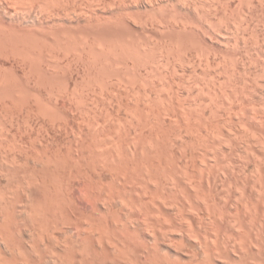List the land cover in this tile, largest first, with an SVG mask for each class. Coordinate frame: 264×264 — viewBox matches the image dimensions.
I'll list each match as a JSON object with an SVG mask.
<instances>
[{
    "label": "bare ground",
    "instance_id": "bare-ground-1",
    "mask_svg": "<svg viewBox=\"0 0 264 264\" xmlns=\"http://www.w3.org/2000/svg\"><path fill=\"white\" fill-rule=\"evenodd\" d=\"M126 1L0 0V141L7 144L0 143V164L9 172L29 166L26 180L13 172L22 182L16 186L0 167L6 173L0 176L11 182L0 177L2 183L14 184L0 182V264H264V63H253L254 52L252 63L249 54L238 62V50L224 43L226 34L220 39L226 50L205 48L190 56L178 50L176 59L174 46L167 50L160 41L165 54L160 49L156 56L159 49L136 44L144 37L136 43L109 39L105 29L129 21L125 12L113 13L114 6L127 8ZM226 1L222 7L231 10ZM251 1L243 2L252 8ZM176 15L162 19L170 23ZM118 50L130 60L143 59L146 74L133 71L129 80V66H136L131 63L124 72L129 81L108 79L106 62ZM70 54L77 61L87 57L95 69L92 78L81 76V84L75 79L74 87L57 73L58 60ZM10 59L28 68L33 85L27 74L21 83L13 61L11 69L5 66Z\"/></svg>",
    "mask_w": 264,
    "mask_h": 264
},
{
    "label": "rangeland",
    "instance_id": "rangeland-1",
    "mask_svg": "<svg viewBox=\"0 0 264 264\" xmlns=\"http://www.w3.org/2000/svg\"><path fill=\"white\" fill-rule=\"evenodd\" d=\"M141 1H143V2L139 3L140 0H137V1H136V0H127V1L125 2L126 5H124L125 7H127V5H128V7L125 8L126 11H124L125 9H122V8L119 9L117 6H114V8H115L116 11L113 12V11H112V9L114 10L113 6H112V8H110L109 13H110V12L117 13V11L120 10V11H122V12H125V14H126L127 17H128L127 19H129V21H130V20H131V21L129 22L128 20H126V22H125V24H124V27H123V25H122V26L119 27V28L117 27V28H110V29L107 28V29H105L104 32L107 34V36H109V35L111 34V35L108 37L109 39L116 40L117 38H119V39L126 38L125 40L128 41L129 38H130L131 40L135 41V43H136V42H138V40H142V38L144 37V38L147 39L146 42H145L144 39H143L142 42H141V44H140L139 42L136 43L137 45L139 44V48H141V50H143V49H144V50H147V49H148V50H154V51H155V50H158V49H159V50H160V49H161V50L164 49V52H163V50H162V53L165 54V48L169 45L168 47H170V48H171L172 46H174L175 48H177V51H178V50H179L180 52H181V51H184V53H185V54L187 53L188 56H190L189 54H191V53H192V54L195 53L194 51L201 50V49H205V48H207V50L205 49L206 51H208V49H209L210 51H211V49H213V50H219L220 48H221L220 50H224V49L226 50V48H224V47L233 44V45H231L230 47L228 46L229 49H228V47H227V49H228V50H236V49L238 50V51H237V54H235L236 57L238 56V57L241 58V59H240V58L237 57V60L239 59L238 62L241 61V63H243V62L245 63V61H248V60H246V58H244V57H248V54H249V53H253V52H254L253 55H252V54H249L250 59H249V57L247 58V59H249V62L252 63L253 60H255V58L257 59L256 61L259 62V61H260L259 58H260V59L263 58L262 61H260L259 63H256V61L253 62V63H255V64L263 65L262 63H264V62H263V60H264V57H263L264 54H263V53H264V52H263L262 50H264V3L261 2L263 6L261 5L262 8L259 9V8L261 7L260 4L257 3L259 7H258L257 4H256V2H257L258 0H254V1H253V4H255V5L252 6V8H251L250 5H247L248 2H247V4L244 3V2H243L244 0H242V1L240 0L241 3L243 2L242 4H241L240 2H237V3H236L237 0H236V1H235V0H231V1L227 0L228 2H227V1H226V2L228 3L229 7L231 6L230 9H231L232 11H235V13H234V12L232 13V15H234V17H233V18H230V17H227V16L230 15V16L232 17V15L229 14V13L231 12V10H229V9H228L227 7H225V6L222 7V2H224V0H222V2H221L220 0H219L220 2L218 1L219 4H221V6H220V5L217 6L218 3H217V1H216V3H215V2H214L215 0H213V1H210V0H209V2H211L212 5H213V3L216 4V5L213 6V7H214V10H210V9H209V8H212V6H211V4L208 2V0H206V1L209 3V5H210L211 7H210L209 5H207V4H208L207 2L204 3L203 0H202V1L199 0V1H200L202 4H205V5H204L205 7H203L201 3H200L201 5H200L199 2H198L199 5L196 4V1H195V0H193V2H191L192 0H191V1H190V0H184V1L186 2V4L188 3L187 5H186L185 3H183L184 1H181V0H177L178 3H177V1H175V0H173V2H172L171 0H167V1H164V0H152L153 2H152V1H149V3H151V4H152V3H157V6H156V4H153L154 6H151V4L148 3V0H146L147 2H145V0H141ZM155 1H156V2H155ZM158 1H159V2H158ZM169 1H170V2H169ZM179 1H180V3H179ZM197 1H198V0H197ZM204 1H205V0H204ZM247 1H248V0H247ZM249 1H251V0H249ZM128 2H130V3H128ZM144 2H145V3H144ZM162 2H164V3H162ZM190 2H191V3H190ZM229 2H230L231 5L229 4ZM245 2H246V1H245ZM254 2H255V3H254ZM259 2H260V1H259ZM263 2H264V0H263ZM134 3L137 4L138 7H137V5H135ZM166 3H167V4H166ZM181 3H182V4H181ZM192 3H193V4H192ZM129 4H130V5H129ZM133 4H134V6H133ZM141 4H142L143 6H142ZM148 4H149L150 6H149ZM159 4H160V5H159ZM172 4H173V5H172ZM174 4H175V5H174ZM179 4H180V5H179ZM190 4L193 5L196 9L194 10V7L191 6ZM194 4H196L197 6H195ZM249 4H250V3H249ZM251 4H252V1H251ZM253 4H252V5H253ZM139 5H141V6H139ZM161 5H162V6H161ZM170 5H171L172 7H171ZM183 5H184L185 7H183ZM188 5H189V6H188ZM223 5H227V4L224 3ZM164 6H165V7H164ZM199 6H200V7H199ZM201 6H202V7H201ZM207 6H208V7H207ZM215 6H217L218 9H217ZM248 6H250V9H251V10H252V9H253V10L250 11V9H249ZM256 6L258 7V9L256 8ZM122 7H123V6H122ZM136 7H137V9H136ZM145 7H146V8H145ZM150 7H151V8H150ZM161 7H164V9L161 8ZM167 7H168V9H169V8H170V9L168 10ZM174 7H175V8H174ZM189 7H190V8H189ZM206 7H207V9L209 10V12H211V11H212V12L214 11V12H213V13H210V14L208 15L209 12H208L206 9L203 10V8H206ZM221 7H222V11H223V12L220 11V10H221ZM224 7L227 8L229 11H227V9L225 10ZM233 7H234L235 10L232 9ZM254 7H255V8H254ZM123 8H124V7H123ZM144 8H145V9H144ZM147 8H149V10H148ZM172 8H173L174 10H173ZM180 8H181V9H180ZM187 8H188V9H187ZM191 8H192V9H191ZM200 8H201V9H200ZM223 8H224V10H223ZM131 9H132V10H131ZM161 9H162V10H161ZM179 9H180V10H179ZM212 9H213V8H212ZM127 10H128L129 12H128ZM136 10H137V11H136ZM152 10H153L154 12H153ZM156 10H157L158 12H156ZM160 10H161V11H160ZM165 10H166V11H165ZM171 10H172V11H171ZM175 10H176V11H175ZM190 10H191V11H190ZM193 10H194L195 12H192ZM196 10H197L198 13L196 12ZM199 10H200V11H199ZM201 10H202V11H201ZM247 10H249V12H247ZM255 10H256V11H255ZM141 11H142V12H141ZM149 11H150V12H149ZM169 11H170V12H169ZM206 11H207V12H206ZM224 11H225V13H226V15H227L226 17H224V19L227 20V23H226V20L223 19V16H222V15H221L222 17L220 16V14H223ZM226 11H227L228 13H227ZM132 12H133V15H134V16H135V15L138 16V19H137V17L135 16V19H136V20H139L138 22H137L136 20H135L134 22H132V20L134 19V17H130V16H132ZM148 12L150 13L149 16H147V15H148ZM160 12H161V13H160ZM163 12H165L166 14L161 15ZM167 12H168V13H167ZM171 12H172V14H170ZM174 12L177 14V15L175 16V17L177 18V20H176L175 17L172 16V17H173V20L178 21V22L181 21V22H179V23H180V24H179L180 26L175 25V22H174L172 19H171L172 22H170L171 24L174 22V24H172V26L169 25V24H170L169 22L166 23V22H164L165 20L162 19V16H164V17H163L164 19H166V18H167V19H168V18H171V17H169V16L173 15ZM178 12H180V13H179V16L181 17L182 20H180V18H178V17H179V16H178ZM186 12H187V13H186ZM188 12H189V13H188ZM201 12H202V15H201ZM204 12H205V13H204ZM215 12H216L217 14H216ZM218 12H220V13H218ZM245 12H246L247 14H249V15H247ZM250 12L255 13L256 15H255V14H254V15L252 14V15H253V16H252L253 18H251V17H250V15H251ZM256 12H257V13H256ZM140 13H141V14H140ZM152 13H153L154 15H153ZM191 13H193V14H191ZM195 13H196V14H195ZM199 13H200V14H199ZM214 13H215V16H216V17L214 16ZM225 13H224V15H225ZM239 13H240V14H239ZM242 13L244 14V16H243ZM138 14H139V15H138ZM145 14H146V15H145ZM151 14H152V16H151ZM169 14H170V15H169ZM183 14H184V15H183ZM198 14H199V16H198ZM204 14H205V16L208 17V18L204 17ZM211 14L214 16L213 18H212V16H211ZM228 14H229V15H228ZM245 14H246L247 16H246ZM129 15H130V16H129ZM155 15H156V17L160 18V20L162 19L163 22H162V21H158L159 19L155 18V17H154ZM167 15H168V16H167ZM181 15H182V16H181ZM192 15H193V16H192ZM196 15H197V16H196ZM200 15H201V16H200ZM218 15H219V16H218ZM236 15H237V16H236ZM160 16H161V17H160ZM188 16H189V17H188ZM209 16H211V18H209ZM238 16H239V17H238ZM240 16L243 17L244 20H242ZM140 17H141V18H140ZM149 17H152V18H149ZM196 17H197V18H196ZM203 17L206 18V21L208 20V21H211V22H208V21H207V24L204 23V22H206V21H204L205 19H204ZM144 18H145V19H144ZM148 18H149V19H148ZM183 18H184L185 20H184ZM186 18H187V19H186ZM202 18H203V19H202ZM220 18H221V19H220ZM227 18H230V19H231V20H229V21H232V20L235 21V22H233V21H232V22H229L230 24H231V23H235V24H231V27H230V24H228V19H227ZM236 18H237V20H236ZM146 19H147V20H146ZM150 19H151L152 21H154V22H152ZM167 19H166V21H170L169 19H168V20H167ZM178 19H179V20H178ZM191 19H192V20H191ZM197 19H199V20H197ZM212 19H213L214 21H213ZM149 20H150V22H149ZM186 20H187L189 23H190V22L192 23V21H194V22H193V25H191V23H190V25H189V23H188ZM196 20H197L198 22H197ZM200 20H201V21H200ZM220 20H222V21H220ZM147 21H148L149 24L147 23ZM156 21H158V22H156ZM237 21H238V22H237ZM139 22H140V23H139ZM143 22L146 23V24H144ZM159 22H160V24H159ZM161 22H162V23H161ZM178 22H177L176 24H178ZM201 22H202V24H201ZM212 22H215V23H213V24H214V26H216V27H214V26L212 27V26H211V25H213ZM217 22H218V23H217ZM221 22H222L223 24H225V25L222 24V25H220L221 27H220L219 25L217 26V24H219V23H221ZM240 22H242V24H240ZM246 22H247V24H246ZM127 23H128V24H127ZM130 23H133V24H135V23L137 24V23H138V24H137L138 27H137L136 24L133 25V24H130ZM151 23H152V24H151ZM163 23H165L166 25L163 24ZM168 23H169V24H168ZM181 23H182V24H181ZM236 23H237V24H236ZM248 23L250 24V26L248 25ZM147 24H148V25H147ZM158 24H159V25H158ZM167 24L169 25V28L172 27V29L170 28V31L172 30V32H170V31L168 30L169 28H168V25H167ZM184 24L187 26V29H185V30L183 31L182 29L185 27V26H183ZM208 24H211V25L209 26ZM227 24L229 25L230 29H229L228 32L225 33V31H222V29L226 30L225 28H226V26H228ZM245 24H246V25H245ZM130 25H132V27H130ZM142 25H143V26H142ZM146 25H147L148 27L150 26L152 29H151V28L148 29ZM155 25H157V26H155ZM160 25H161V26H160ZM162 25H163V26H162ZM233 25H238V26H237V28H233ZM128 26H129V27H128ZM141 26H142V29H141ZM165 26H167V27H166V30H165V28L162 29V28L165 27ZM173 26H175V27L173 28ZM222 26H223V28H222ZM248 26H249V27H248ZM122 27H123V28H122ZM139 27H140V28H139ZM143 27H145L144 30H143ZM154 27H155V28H154ZM156 27H157V30H158V27H159V29H160V27H161V29L158 31L159 33L156 31ZM218 27H220V28H222V29H220V28H218ZM120 28H121V29H120ZM153 28L155 29V31H156L157 33H155V31L153 30ZM167 28H168V29H167ZM178 28H179V30H178ZM181 28H182V29H181ZM197 28H199V29H197ZM206 28H207V30H205ZM209 28H210V29H209ZM211 28H212V29L215 28L216 31L212 30ZM232 28H233V29H232ZM119 29H120V30H119ZM125 29H126L127 31H126ZM129 29H130V30H129ZM146 29H148V30L151 29V31H148V30L146 31ZM174 29H175V30H174ZM196 29H197V30H196ZM208 29H209V30H208ZM218 29H219V31L221 30V31L223 32V35L221 34V33H222L221 31H220L221 33L218 31ZM231 29H232V30H235V31H236V29H237V31H238V32H236L237 34L234 33V31H232ZM110 30H111V31H110ZM118 30H119V31H118ZM123 30H124V31H123ZM135 30H136V32H135ZM164 30H165V31H164ZM173 30H174V31H173ZM176 30H177L178 32H180V30H181V32H183V33H181V32H180V33H177ZM187 30H188V32H187ZM189 30H191V33H189V32H190ZM200 30H201V31H200ZM203 30H204V31H203ZM227 30H228V27H227ZM109 31H110V34H109ZM122 31H123V33H122ZM131 31H132V32H131ZM161 31H163V32H161ZM185 31L187 32L186 34H188V33H189V34H188L187 36L184 37V36H182V34H183V35H186V34H184ZM192 31H193V32H192ZM230 31H232L233 34H232V32H230ZM116 32H117V33H116ZM118 32H119V33H118ZM134 32H135V33H134ZM200 32H201V33H200ZM217 32H219L221 36H219V34H217ZM113 33H114V34H113ZM124 33H125L126 35H128V37H127ZM128 33H129L130 35H129ZM145 33L148 34L149 36L147 37ZM170 33H171V35H170ZM173 33H174V34H173ZM175 33H177V35H176ZM192 33H193L194 36L192 35ZM203 33H204V34H203ZM211 33H212V34H211ZM228 33H229V34H228ZM230 33L232 34V36H233L234 34H236V35H237V38H239V39L236 41V38H234L235 40H233V37L230 35ZM106 34H105V35H106ZM117 34H118V35H117ZM119 34H120V35H119ZM123 34L125 35V37L122 36ZM131 34H134V37H133V35H132L133 38L130 37ZM139 34H140V35H139ZM143 34H145V35L143 36ZM166 34H167V35H166ZM178 34H179V35H178ZM195 34H196V36H195ZM205 34H206V36H205ZM207 34H210L211 36L214 34L213 37H215V38H212L211 36H209V35H207ZM225 34H226V35H229V36H227L228 38L226 37ZM116 35H117V36H116ZM135 35H138V36H135ZM173 35H174V36H173ZM190 35H192V36H190ZM224 35H225V37H224L225 39L222 37V36H224ZM236 35H235V36H236ZM145 36H146V37H145ZM167 36H168V38H166ZM171 36H173V38H172ZM188 36H189V37H188ZM200 36H202V37H200ZM207 36H208V37H207ZM111 37H112V38H111ZM113 37L116 38V39H114ZM120 37H121V38H120ZM138 37H140V38H138ZM170 37H171L172 39H171ZM192 37H193V39H192ZM195 37H196V38H195ZM127 38H128V39H127ZM136 38H137V41H136ZM148 38H150V39L152 38V39H151V40H150V39L148 40ZM175 38L177 39V41H178L180 44L182 43L181 46L178 45V46H179V49H178V47L175 46V45L178 44ZM178 38H179V39H178ZM189 38H191L192 40H190ZM209 38H210V39H209ZM211 38H212V39H211ZM218 38H219V40L223 38V40H225L224 43H225L226 46H223L222 44H224V43L222 42V40L219 41ZM164 39H165V40H164ZM167 39H170V41L172 40V41H171L172 43L170 42V44H166V45H165L164 42L167 41L166 43H168V41H169V40H167ZM173 39H175V41H176L177 44L173 42ZM197 39H200V40H201V41H200V40H198V41H200V44H202V46H201V45H197V43H198V42H196ZM213 39H215V40H213ZM228 39H230V41H229ZM117 40H118V39H117ZM123 40H124V39H123ZM131 40H130V41H131ZM152 40H153L154 42H152ZM133 41H132V42H133ZM148 41H149V43H148ZM156 41H157V42L160 41V42L165 46V48H161V47H164V46H163V45L161 46V43H160V42L158 43V44H160V45H159L160 48H159V47H158V44H157ZM180 41H181V42H180ZM202 41H203V42H202ZM204 41H205L206 43H205ZM227 41L229 42L228 44H226ZM234 41H235V42H234ZM144 42H145V43H144ZM155 42H156V43H155ZM183 42H184V44H183ZM185 42H186V43H185ZM194 42L196 43V45H195ZM201 42H202V43H201ZM220 42H221V43H220ZM230 42H231V43H230ZM232 42H233V43H232ZM237 42L239 43V45H238ZM153 43H155V46H153ZM187 43H188V44H187ZM189 43H190V44H189ZM193 43H194V44H193ZM203 43H204V44H203ZM207 43H208V45H207ZM235 43H237V44H235ZM145 44H146V45L148 44V45L146 46ZM171 44H174V45H171ZM192 44H193V46H192ZM209 44H210V45H209ZM142 45H143V46H142ZM150 45L153 46L152 49L149 47ZM182 45L184 46L183 48H182ZM185 45H186L187 47H186ZM188 45H191V46L188 47ZM235 45H238V48H236L237 46H235ZM141 46H142V47H141ZM156 46H157V47H156ZM209 46H210V47H209ZM232 46L234 47L233 49H231ZM154 47H155L156 49H155ZM168 47H167L166 49H167V50H170V49H168ZM174 47H173L172 52H171V57H172V55H174V56H175V59H176V58H177V55H178V57H179L180 52L178 51V52H179V53H178L177 51H175L176 49H175ZM149 48H150V49H149ZM181 48H182L183 50H182ZM184 48H185V49H184ZM189 48H190L191 50H188ZM197 48H198V49H197ZM161 50H160V51H157V53L155 52V53L157 54L156 56H158L159 54H160L159 56H161V54H162V53H160ZM173 50H174V51H173ZM187 50H188V52H186ZM205 50H204V51H205ZM239 50H240V51H239ZM246 50H248V51L245 52ZM254 50H257V51L260 50V51H262L263 53H262V52H259V51L256 53V51H254ZM57 51L61 53V54L59 53V56H60V55H61V57L64 56V54L62 55L63 50H62V52H61V50H57ZM119 51H120V50L117 51V52H118L117 54H120L119 56H118V55L116 54V52L114 51V52H115L114 54H116L115 56H118V59H117V60H115L117 57L114 59L115 56H114V54L112 53V54H110V56L108 57L107 62L105 61V62H106V66H108V71H109V77H108V79H110V80H114V79H115V80H116L117 78H121V77L123 76L122 79H123L124 81H129V80L132 78L133 75H134L133 77H135V73H136V71L138 72L136 76H138V75H139V72H141L142 70H143V71H142L141 73H143L142 75L144 76L145 69L142 68L143 63H144L143 59H141V58L138 59V60H133V59H131V60H132V61H131L129 58L125 57V56L123 55L122 52H119ZM191 51H192V52H191ZM242 51H243V53L245 52V54L242 53V56H241L240 54H241ZM158 52H159V54H158ZM173 52H174V53H177V54L175 55ZM190 52H191V53H190ZM239 52H240V53H239ZM235 53H236V52H235ZM246 53H247V56H246ZM258 53H259V55H258ZM71 54H72V53H71ZM71 54H70L69 57H68V56H65V58L68 57V59L66 58L64 61L61 60V59L58 60V61H59V65H61V67L57 64V62L54 63V64H56V67H57V66L60 67L59 69L63 70L64 73H65V74H64V73H62L63 71H61V70L59 71V70L56 69V70H57V73H58L59 75H61V76H58V75H57L58 78H59V77L62 78V75H63V76L67 75V76H66V79H65V77L62 78L63 81H64L65 83H67V84H70L71 87H74V86H75L74 84H75L76 82H77L78 84H81V83L83 82V81H81V80H84V79H85V77L82 78L83 75H85L86 78H88L87 75H86V73H87V74H91V78H92V75L95 73V69H93V66H91V65H93V64H91L90 61H88V59H87L86 56H85V57H86L87 62H86L85 59H81V58H80V61H79V60L77 61V57L72 56L73 54H72V55H71ZM187 54H186V55H187ZM254 54L257 55L258 58L255 57ZM262 54H263V55H262ZM239 55H240V56H239ZM251 55H252V57L254 56L255 58L251 59V58H252ZM111 56H112V57H111ZM174 56H173V57H174ZM259 56H260V57H259ZM70 57H71V58H70ZM74 57H75V58H74ZM242 57H243V59H244L245 61H244V60L242 61ZM63 58H64V57H63ZM72 58H74V59H72ZM78 59H79V58H78ZM70 60H71V62H70ZM73 60H74V61H73ZM81 60L83 61V67H82V64H81V62H82ZM89 60H90V59H89ZM125 60H126V61L129 60V61L127 62V64H126ZM250 60H251V61H250ZM12 61H13V60H11V59L8 60L7 62L4 61L5 66L8 68V66L11 65ZM60 61H61V62H60ZM66 61H68V62L71 63V64L68 63V64L71 65V68H70V65H68ZM75 61H76L77 64L75 63V64L72 65V62H75ZM115 61H116V63H115ZM130 61H131V62H130ZM85 62H86V63H85ZM91 62H92V60H91ZM137 62H138V63H137ZM141 62H142V63H141ZM13 63H14V64H13L14 66L11 65V66H9L8 69H11V67L13 66V68H16L17 71L14 70V69H12V70H14V72H17V73H18L17 76H19V75L21 76V77L19 76V77L21 78V79H20V80H21V83H23L24 81H26V79H27V82H29L28 80H31V79H32V80L30 81V82H31L30 84L33 85L34 79L31 78V77H33V76H30V77L28 78V74L30 73L29 70H28V68H25V66H22L21 64L16 63V62H14V61H13ZM61 63H62V64H61ZM63 63H64V64L66 63L65 66H64ZM87 63H89V64H87ZM92 63H93V62H92ZM131 63H132V64L135 63L136 66H135V65H131ZM241 63H240V64H241ZM247 63H248V62H247ZM247 63H246V64H247ZM250 63H249V64H250ZM16 64H17V65H16ZM80 64H81V65H80ZM85 64H86V65H85ZM90 64H91V65H90ZM115 64H116V65H115ZM125 64H126V65H125ZM249 64H248V65H249ZM255 64H252L251 66L254 67ZM15 65H16V66H15ZM20 65L22 66V68H20ZM62 65H63V66H62ZM67 65H68L69 69L66 68ZM76 65H77V66H76ZM88 65H89V66H88ZM95 65H99V63L94 64V67H98V66H95ZM127 65H128V66L131 65L132 67H131V66H129V67H130V68H133V70H132V69H129V70H131V72L128 71V72H129V75H128V72H127V70H128L127 68H129V67H128ZM260 65H257V67L260 66ZM84 66H87V67L85 68ZM90 66H91L92 68H91ZM23 67H24V68H23ZM62 67H63V69H62ZM74 67H76V68H74ZM117 67H118V68H117ZM143 67H144V66H143ZM255 67H256V66H255ZM255 67H254V68H255ZM263 67H264V66H263ZM64 68H65L66 70H65ZM77 68H79V71H78ZM90 68H91V69H90ZM260 68H261V66H260ZM18 69H19V70H18ZM23 69H26V70H28V71L23 70ZM67 69H68V70H67ZM92 69H93V70H92ZM140 69H141V70H140ZM83 70H84V71H83ZM88 70H89V73H88ZM254 70H255V69H254ZM23 71L26 72V73H24ZM69 71L71 72V74H70ZM75 71H76L77 73H76ZM85 71H86V72H85ZM133 71H135V73H134ZM66 72H67V73H66ZM83 72H85V74H83ZM117 72H118V73H117ZM124 72L128 75L129 80H126V79H128V78L124 79V78H125V73H124ZM255 72H256V71H255ZM17 73H16V74H17ZM60 73H61V74H60ZM73 73H74V74H73ZM79 73H81L82 75H77V74H79ZM116 73H117V75H116ZM123 73H124V74H123ZM131 73H132L133 75H132ZM141 73H140V75H141ZM21 74H22L23 76H22ZM24 74H27V77H25ZM69 74H70V75H69ZM145 74H146V73H145ZM261 74H262V73H261ZM31 75H32V74H31ZM72 75H73V76H72ZM118 75H119V77H118ZM120 75H121V76H120ZM127 75H126V77H127ZM262 75H263V74H262ZM57 76L55 77V79L57 78ZM69 76H70V77H69ZM76 76H77V77H76ZM79 76H80V77H79ZM81 76H82V77H81ZM23 77H25L26 79L23 78ZM67 77H68V78H67ZM71 77H72V78H71ZM89 77H90V76H89ZM130 77H131V78H130ZM30 78H31V79H30ZM58 78H57V79H58ZM61 78H59V79H61ZM80 78H81V80H80ZM259 78H261V77H259ZM262 78H264V76H263ZM59 79H58L57 81H59ZM62 79L60 80V82H62ZM64 79H65V80H64ZM67 79H69V80H67ZM75 79H76V82H73ZM22 80H24V81L22 82ZM259 80H260V79H259ZM66 81H67V82H66ZM261 81H262V80H261ZM261 81H259V82H261ZM19 82H20V81H19ZM27 82H25V83H27ZM64 82H62V83H64ZM25 83H24V84H25ZM73 83H74V84H73ZM262 83L264 84V80H263V82H261V84H262ZM28 84H29V83H28ZM25 85H26V84H25ZM262 88H264V87H262ZM0 135H2V134H0ZM2 136L4 137V135H2ZM2 136H0V138H2L3 141H4V138H5V137L3 138ZM10 136H11V137H10ZM8 138H12V135H8ZM2 139H0V140H2ZM11 140H12V139H11ZM0 143H1V141H0ZM3 143H7V141H5V142H3ZM1 144H2V143H1ZM2 145H3V144H2ZM6 145H7V144H6ZM6 145H3V146L6 147ZM0 146H1V145H0ZM4 147H3V148H4ZM6 149H8V148H6ZM21 159H23V158L21 157ZM28 164L31 165V163H28ZM28 164H27V165H28ZM0 167L6 169V167L3 165V163H2V165L0 164ZM26 167H27V168H25V167L23 168V167H22L24 170H21L22 168H20L21 171L18 170L19 172L17 171V169H16V171L13 170L14 168H13V169L11 168L12 171H11V169H10V172L6 169V172H8V174H7V175H8V178H7V179H9L11 182H13V180H14L15 186H16V185H19L17 181L22 180V178H24L23 180H26V179L29 177V176H28V177L26 176V178H25V176H24V175H28L27 172L29 171V169H28L29 166H26ZM1 168H0V170H1ZM5 169H4V171H5ZM25 169H27L28 171L25 170ZM30 169H31L30 171H32V167H31ZM2 170H3V169H2ZM2 170L0 171L1 174H2V172H4V171H2ZM14 171L16 172V174H19V175L17 176L15 173H13ZM25 171H27V172L25 173ZM22 172H23V173H22ZM4 173H5V172H4ZM20 173H22V174H20ZM1 174H0V175H1ZM5 174H6V173H5ZM5 174H4V176H3V175H2V176L5 177V176H6ZM14 174H15V175H14ZM23 174H24V175H23ZM29 174H30V172H29ZM20 175H21L22 177H21ZM2 176H0V177H2ZM9 176H11V177L9 178ZM15 176H17L18 178H20V177H21V178L18 180V178L15 177ZM23 176H24V177H23ZM3 177L1 178L2 181L4 180ZM6 177H7V176H6ZM11 178H12V180H11ZM16 178H17V179H16ZM5 179H6V178H5ZM7 179H6V180H7ZM1 180H0V182L2 183ZM6 180H4L3 182H5V183H6V182H7V183L10 182L9 180H7V181H6ZM23 180H22V181H23ZM11 182H10V183H11ZM19 182H21V181H19ZM5 183H2V184H4V186H7V187H9V186H13V185H14L13 183H12V185H10V184H9V185H5ZM21 184H22V182L20 183V185H21Z\"/></svg>",
    "mask_w": 264,
    "mask_h": 264
}]
</instances>
